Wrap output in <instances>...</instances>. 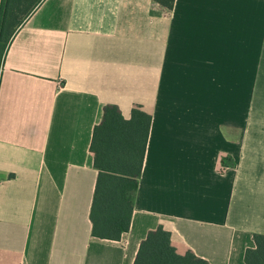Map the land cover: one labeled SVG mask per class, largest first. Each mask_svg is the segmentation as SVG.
Returning a JSON list of instances; mask_svg holds the SVG:
<instances>
[{"label":"crops","instance_id":"0c3cea01","mask_svg":"<svg viewBox=\"0 0 264 264\" xmlns=\"http://www.w3.org/2000/svg\"><path fill=\"white\" fill-rule=\"evenodd\" d=\"M134 113L131 227L99 239L93 131ZM152 231L208 264L264 235V0H44L7 46L0 264H134Z\"/></svg>","mask_w":264,"mask_h":264},{"label":"trees","instance_id":"16d2710c","mask_svg":"<svg viewBox=\"0 0 264 264\" xmlns=\"http://www.w3.org/2000/svg\"><path fill=\"white\" fill-rule=\"evenodd\" d=\"M44 0H2L0 6V70L16 30ZM151 119L134 113L129 120H104L93 131L90 151L98 171L91 209L93 236L118 241L130 230L133 201L143 169ZM247 264H264V235L254 236ZM134 264H208L177 253L169 235L152 231L142 242Z\"/></svg>","mask_w":264,"mask_h":264}]
</instances>
